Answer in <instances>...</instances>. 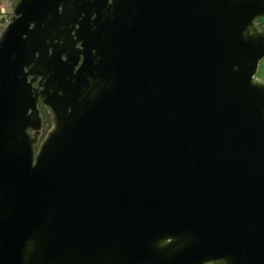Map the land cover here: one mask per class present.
Returning <instances> with one entry per match:
<instances>
[{"label": "water", "instance_id": "obj_1", "mask_svg": "<svg viewBox=\"0 0 264 264\" xmlns=\"http://www.w3.org/2000/svg\"><path fill=\"white\" fill-rule=\"evenodd\" d=\"M12 9L0 264H264V0Z\"/></svg>", "mask_w": 264, "mask_h": 264}, {"label": "rangeland", "instance_id": "obj_2", "mask_svg": "<svg viewBox=\"0 0 264 264\" xmlns=\"http://www.w3.org/2000/svg\"><path fill=\"white\" fill-rule=\"evenodd\" d=\"M13 2H14V0H0V7H3L6 10V13L10 17V19L12 18ZM258 20L264 28V17L261 19H258ZM2 21H3L2 16H0V34L2 33V31L6 27L5 25H3ZM255 80L258 82L264 83V59L259 64V68H258V72L255 76Z\"/></svg>", "mask_w": 264, "mask_h": 264}, {"label": "flooded vegetation", "instance_id": "obj_3", "mask_svg": "<svg viewBox=\"0 0 264 264\" xmlns=\"http://www.w3.org/2000/svg\"><path fill=\"white\" fill-rule=\"evenodd\" d=\"M10 19V17H9ZM3 22V21H2ZM10 22H11V19H10ZM257 24L259 26V28H263L262 24L259 22V20L257 21ZM41 82V78H38L37 81L34 83V86L36 88L39 87V83ZM38 108H39V111H40V116L42 118V127H41V130L39 131H34V130H29L28 131V134L34 138L35 134L38 133L39 134V137H38V143L35 145V152L38 153L42 143L44 142V140L46 139L48 133L53 129V127L50 129V131H48L47 135L45 136V124H44V119H43V116H42V109L44 108V105L39 102V105H38ZM50 114V113H49ZM51 120H52V117H51Z\"/></svg>", "mask_w": 264, "mask_h": 264}, {"label": "trees", "instance_id": "obj_4", "mask_svg": "<svg viewBox=\"0 0 264 264\" xmlns=\"http://www.w3.org/2000/svg\"><path fill=\"white\" fill-rule=\"evenodd\" d=\"M42 116L44 119L45 124V136L47 135L48 131L53 127V123L51 120V115L49 114V110L47 108L42 109Z\"/></svg>", "mask_w": 264, "mask_h": 264}, {"label": "built area", "instance_id": "obj_5", "mask_svg": "<svg viewBox=\"0 0 264 264\" xmlns=\"http://www.w3.org/2000/svg\"><path fill=\"white\" fill-rule=\"evenodd\" d=\"M0 16H2L3 25L7 26L10 23V19L6 10L3 7H0Z\"/></svg>", "mask_w": 264, "mask_h": 264}]
</instances>
